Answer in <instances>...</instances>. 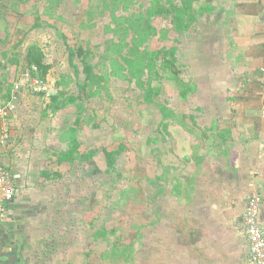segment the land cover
Wrapping results in <instances>:
<instances>
[{"label": "rangeland", "instance_id": "obj_1", "mask_svg": "<svg viewBox=\"0 0 264 264\" xmlns=\"http://www.w3.org/2000/svg\"><path fill=\"white\" fill-rule=\"evenodd\" d=\"M21 1L18 18H0V86L24 82L30 69L48 86L40 101L50 119L44 123L42 174L19 191L20 224L1 239L0 264H147L146 216L153 207L161 212V199L153 204L150 190H159L157 182L170 169L178 170L179 153L193 151L188 136H201L193 140L198 155L215 133L196 124L217 117L200 111L206 98L194 78L201 48L210 45L194 37L200 38L210 6L190 0L191 12L201 14L180 32L174 16L182 0L173 6L163 0L171 11L156 8L152 16L154 0ZM2 18L9 19L7 27ZM7 43H17L15 64ZM33 44L50 65L46 73L36 64L25 66ZM19 87L34 95L25 83ZM236 93L219 98L234 106ZM130 241L133 262L122 255L111 259Z\"/></svg>", "mask_w": 264, "mask_h": 264}, {"label": "crops", "instance_id": "obj_2", "mask_svg": "<svg viewBox=\"0 0 264 264\" xmlns=\"http://www.w3.org/2000/svg\"><path fill=\"white\" fill-rule=\"evenodd\" d=\"M3 1V10L8 12L0 13V18H18V7L24 2ZM200 1L210 6L203 14L209 20L200 38L197 35L194 40L210 45L201 48L198 55L201 62L195 61L194 78L196 87L208 99L200 111L214 112L217 118L199 120L196 124L215 133L205 138L202 144L205 150L198 155L193 140L198 142L201 136H188L193 151H185L186 156L179 153L178 170L170 169L167 179L157 182L159 190H150L153 204L161 199V212L153 207L150 219L148 213L146 216L147 264H254L243 216L253 192L260 191L264 197V110L262 100L258 99V93L261 96L264 91V0ZM4 21L7 27L9 19ZM7 44L11 53L9 63L15 64L17 43ZM2 77L3 74L0 76L3 80ZM19 81L11 89L6 87L8 90L0 86V107L12 101L17 104L9 118V140L1 149L16 195L5 206L0 241L9 233L11 236L14 227L20 224L19 191L42 174L44 123L50 119L43 117L40 101L47 91L27 93L25 88H18ZM228 90L237 92L234 106L219 98ZM221 116L227 120L218 119ZM241 127L249 130L241 134L237 131ZM5 130V120L0 114V138ZM220 131L224 133L222 136ZM185 194L187 200L182 198ZM259 220L264 228V204Z\"/></svg>", "mask_w": 264, "mask_h": 264}, {"label": "built area", "instance_id": "obj_3", "mask_svg": "<svg viewBox=\"0 0 264 264\" xmlns=\"http://www.w3.org/2000/svg\"><path fill=\"white\" fill-rule=\"evenodd\" d=\"M264 71V70H263ZM25 81L19 82L26 84L29 90L34 92H46L47 84L37 77L33 76L30 69L23 72ZM264 84V80L262 81ZM264 110V91L261 92ZM17 104L12 101L8 105L0 108V114L5 120V132L0 138V222L5 213V206L7 203L14 200L16 189L10 171L6 168L2 161L1 149L6 146L9 140V118L16 110ZM264 204V197L260 191L253 192L247 199L246 209L244 211V226L249 242L250 256L254 264H264V228L260 223L259 217Z\"/></svg>", "mask_w": 264, "mask_h": 264}, {"label": "trees", "instance_id": "obj_4", "mask_svg": "<svg viewBox=\"0 0 264 264\" xmlns=\"http://www.w3.org/2000/svg\"><path fill=\"white\" fill-rule=\"evenodd\" d=\"M162 1L163 0H154V1L151 2V6L149 7L150 8L149 9L150 11L148 12L149 13V16H152L153 15V13L155 12V9L156 8H159L160 9L158 11V13H163L164 10H169L163 4H160V2H162ZM165 1L169 2L170 5L173 6L171 4V2H173L174 0H165ZM4 7H5V5H3L2 3H0V9L3 10ZM181 8H183L181 11H180V8H179L175 12V16H174L175 21H174V23H175L176 28L178 29V31L183 32L185 29H188V27L191 24H193L194 22H196L197 16L200 15L201 13L198 12L197 14H195L194 11L191 12L192 4H191L190 0H188V2H187V0H182V7ZM169 11H171V10H169ZM1 13H2V11H1ZM36 25L38 26V25H40V23H37V24L35 23V26ZM145 36L146 35H144L143 37H141V39H140L141 42H143L146 39ZM40 49H41L40 45H34V44L33 45H30V47L28 49V54H27V64L29 66H32V65L36 64V66H38V68L40 69V71H42L43 73H46V71L50 67V65H46L44 55L42 53H40L41 52ZM167 61L170 63V65H169L170 67L174 65L170 59H167ZM84 70L86 72H88L89 74H91V72H90L91 69L88 66H85L84 67ZM170 76H172L173 78L176 77V75H174V74H171ZM52 95H54V94H52ZM222 132L223 131H220V133H219L220 136H222L224 134ZM127 230H128V233H129V230H132V229H127ZM113 232H115V231H113ZM118 239H116V240H118ZM133 245H134L133 242L130 241V243L128 245H126L125 248L122 247L123 250L114 253L111 256V259H114L113 256L122 255V256H124V259H125L126 262H133V258L135 256V248L133 247ZM117 248H119V247H117ZM116 261L118 262V260H116Z\"/></svg>", "mask_w": 264, "mask_h": 264}]
</instances>
